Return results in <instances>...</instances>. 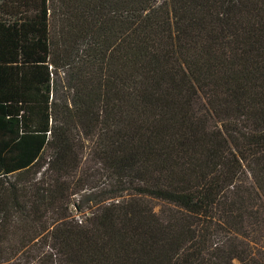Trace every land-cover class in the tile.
<instances>
[{
	"label": "trees",
	"instance_id": "trees-1",
	"mask_svg": "<svg viewBox=\"0 0 264 264\" xmlns=\"http://www.w3.org/2000/svg\"><path fill=\"white\" fill-rule=\"evenodd\" d=\"M0 264H264V0H0Z\"/></svg>",
	"mask_w": 264,
	"mask_h": 264
},
{
	"label": "rangeland",
	"instance_id": "rangeland-1",
	"mask_svg": "<svg viewBox=\"0 0 264 264\" xmlns=\"http://www.w3.org/2000/svg\"><path fill=\"white\" fill-rule=\"evenodd\" d=\"M93 191H95V190H93ZM93 197H94V196H93ZM93 197H92V198L89 197L88 199L85 200V203H84V205H83V207H85V209H86V208H89V206L92 205ZM79 198H80V197H77V200H79ZM80 216H82V215L80 214Z\"/></svg>",
	"mask_w": 264,
	"mask_h": 264
}]
</instances>
